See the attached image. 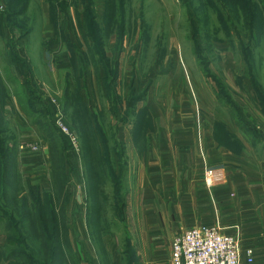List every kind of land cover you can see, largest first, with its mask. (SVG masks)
Wrapping results in <instances>:
<instances>
[{"label": "crops", "instance_id": "1", "mask_svg": "<svg viewBox=\"0 0 264 264\" xmlns=\"http://www.w3.org/2000/svg\"><path fill=\"white\" fill-rule=\"evenodd\" d=\"M40 1L44 20L41 37L51 62L47 59L38 65L33 60L37 51L31 46V33L35 30L39 11L29 13L32 1L26 13L16 18L12 26L7 16L6 23L2 18L0 24V40L4 44H0L3 65L0 69V109L18 134L16 166L23 183L20 195L28 196L31 187L51 192L55 186L53 151L57 141L41 130L43 119L55 124L56 109L51 99L56 98L59 103L62 100L59 108H63L72 127V99L83 100L81 90L72 81L80 60L74 53L78 42L70 31V17L78 24V31L81 28L79 42L84 45L81 38L86 40L87 37L88 0ZM106 2L94 0L93 4L99 33L103 36L101 42L92 38L95 53L100 55L97 65L102 64L105 54ZM127 36L126 28L121 53ZM241 46L242 61H245L248 49L245 50L243 43ZM116 54V60L122 57ZM165 57V63L172 58L175 64V70L165 75L166 93L154 96L150 92V76L147 86L139 90L134 86L133 73L123 105L128 113V101L136 93L138 98L126 121V142L134 146L136 138L141 150L130 153L131 162L138 161L139 180L133 186L131 197L134 201L129 202L131 215H137L133 223H139L138 236L144 248H135L136 258L131 264H171L172 239L187 227L200 223L219 224L225 233L253 246L254 264H264V85L258 82L259 77L252 70L243 68L238 73L225 74L228 78L224 83L217 80L213 72L181 71L185 58L176 47L168 49ZM196 80L201 88L190 86ZM62 141L68 147L64 138ZM33 144H38L39 149L33 150ZM72 153L67 152L64 160L67 199L61 207L58 205L59 209L64 208L67 238L73 240V224L77 241H72L73 249L80 264H88L83 260L87 251L93 258L92 264H108L93 244L85 249L86 243L92 242L83 227L87 221V200L81 196V190L76 201L70 197L71 184L76 185L75 175L80 164L78 160L74 165L70 159ZM210 169L214 170L213 186L208 176ZM71 209H76L72 216ZM5 244L6 236L0 224V264H11L14 260L7 257ZM109 252L112 264H123L114 248Z\"/></svg>", "mask_w": 264, "mask_h": 264}, {"label": "rangeland", "instance_id": "2", "mask_svg": "<svg viewBox=\"0 0 264 264\" xmlns=\"http://www.w3.org/2000/svg\"><path fill=\"white\" fill-rule=\"evenodd\" d=\"M8 1L0 0V24L2 18L4 22L7 19ZM31 1L29 13L39 11L35 22V30L31 33V46L33 50L37 51L33 56V60L39 65L47 59L51 62V59L46 54L43 38L41 37L43 31L41 29L44 27V20L39 8L41 1ZM218 3L219 0H129L127 2L129 14L126 25L128 36L125 47L121 53L118 43H116L118 40L115 34L104 33L105 54L103 55L106 56V60L105 63L102 62L100 65H97L100 55L95 53V40L88 37H85L86 40H84L82 36L81 39L84 45L81 44L78 40L81 28L78 31V24L71 17L68 20L73 39L77 40L79 45H77L78 48L75 49L74 53L78 54L80 60L78 71L76 73L73 72L72 81L81 90V97L84 101L81 97V100L77 99V101L72 99L73 112L70 115L72 117L70 121L73 120L75 128L69 124V118L67 119L63 108L56 112L54 122L57 119V115H62L64 122L77 135V149L70 144L68 138L56 124H53L54 128H49L56 136L58 134L62 136L63 134L68 140L69 149H66L68 147L64 142H60L61 144H58V147L55 146V149L61 148V151H63L64 171V160L65 158L67 159V152L74 153L70 157L74 165L78 164V160L80 161V164H78L79 171H77V176L75 175L76 185L71 184L73 186L72 190L70 189L72 191L70 197L76 201L78 191L81 190V196H83L85 201L87 200V221L84 222L85 225L83 227L92 242L90 244L86 243L85 249L91 248V244H93L99 256L105 259L108 264H112V256L109 249H115V254L121 257L123 264H131L133 259L136 258L135 250L144 248L138 236L139 223L137 221L133 223L137 215H131L129 202L134 201L131 197L133 186L139 180L138 161L135 160L132 163L130 153L141 150L136 138L134 146H129L126 142V121L130 118L131 111L129 110L127 113L123 105L126 100L128 82L132 80V74L134 73L135 76L133 77L134 86L138 87L139 90L147 86L150 76V83H152L150 92L154 96L166 93L165 75L175 70V64L172 63V58H168V64L165 63V54L168 49L176 47L177 52L185 58V64H182L181 71L185 72L188 70L190 73H198L196 71L201 69L204 72L207 71V73L213 72L217 80H221L224 83L228 78L225 74L238 73L243 68L247 71L252 70L253 74L258 75V82L264 85V10L261 9L262 7L257 10L258 21H256L257 23L255 22L253 39L250 41L247 33L246 18L242 13L240 14V10L239 14L236 15L232 7L227 3H222L221 8H219ZM243 5L245 7L246 5L248 6L246 0H241V6ZM242 9L244 10V7ZM142 13L145 24H147L145 27L146 35L143 34V18L140 16ZM206 17L210 19V24L204 27L203 23ZM100 22L103 23L102 20ZM106 24L102 25L103 29H105ZM231 25L238 27L233 29ZM85 28L91 31L88 28L86 19ZM228 28H230L231 32ZM92 32L95 33V30H92ZM208 35L211 39H208ZM242 43L248 49L245 61H242L241 56ZM0 44H3L1 40ZM116 53H118V57L119 55L122 57L116 60ZM195 54L198 57L196 60ZM2 68L3 65L0 60V69L2 70ZM49 85L51 86L49 89L52 90V85ZM190 86H195L196 88L201 85L196 80L194 83H190ZM53 99L57 100L58 104L62 102V100L59 103L58 99ZM85 103H87V106ZM83 104L87 112H85ZM98 118L101 120L102 126L99 125ZM42 121L45 125H50L46 122L47 120L43 119ZM129 128L131 131V126ZM12 129L11 131L16 132L15 128V130ZM102 129L106 132L105 142L101 138ZM52 139L54 140V136ZM106 148L109 154L107 160L110 162L111 170L106 161ZM110 172L111 175H109ZM208 176L210 184L213 186L215 179L214 170L210 169ZM79 177L80 179H78ZM64 178L67 181L66 171ZM56 186L57 182L55 181L53 190H55ZM67 195L62 193L60 199L66 202ZM58 205L61 207L62 203ZM75 212L76 209H71V216ZM61 218L66 220L65 213L64 218L62 216ZM71 225V238L73 240L70 239V241L77 242L74 240L75 226ZM199 226H212L222 235L232 237L238 246L239 264L255 263L253 246L245 245L237 236L225 233L219 224L200 223L189 226L184 230L187 231L192 227ZM27 228L30 229L31 227ZM27 228L23 231H26ZM65 228L67 230L66 224ZM4 229L5 226L1 224V231L5 234L7 240ZM184 230L176 237L183 234ZM78 231L81 233L79 228ZM24 237L26 240L29 239V246L25 242L26 246L22 245L21 247L24 249H28L31 246L39 247L40 241L33 237L32 232H25ZM176 237L171 241V264H173V244ZM59 241L63 251H65V256L68 255L66 246L68 242L67 234L63 233L62 238L60 235ZM87 241L90 242L89 239ZM9 248L18 249L19 247ZM87 253L83 260L88 264H92L93 258L88 251ZM141 258L143 259V256ZM67 259H69L68 262L70 264H80L77 255L75 257L74 254H70V258L67 257ZM144 259H146V254H144ZM22 261L25 263L24 259Z\"/></svg>", "mask_w": 264, "mask_h": 264}, {"label": "trees", "instance_id": "3", "mask_svg": "<svg viewBox=\"0 0 264 264\" xmlns=\"http://www.w3.org/2000/svg\"><path fill=\"white\" fill-rule=\"evenodd\" d=\"M106 1L105 18L108 25L107 33L110 32L116 35L119 49H121V43L126 36V25L128 23L129 14L127 2L129 0ZM30 2L31 0L8 1L9 6L6 11V16L11 26L15 23L16 18L26 13ZM246 2L248 3V6L246 5L245 7V5L241 6V0H219L218 6L221 8L222 3H227L232 7V10L236 15L239 14L240 10V14L242 13L246 18V24L248 26L247 33L249 34V40L251 41L253 39L254 25L257 23L256 21H258L257 10L261 7V9L264 10V0H246ZM93 4L94 0H90L86 6V22L89 30H91H87V37L101 42L103 36L99 33L100 29L96 22V12L93 10ZM243 7L244 10L242 9ZM140 16L143 18V34L146 35L145 27L147 24H145L146 22L143 13ZM222 19L224 20L223 16ZM209 24L210 19L206 17L203 26L205 27ZM231 27L237 29L238 26L231 25ZM259 27L261 26L259 25ZM228 29L231 32L230 28ZM92 30H95V33H93ZM208 39H211L209 35ZM244 48L247 50L245 44ZM105 60L106 56L103 55L102 62L105 63ZM133 93L135 92L133 91ZM135 94L128 101L129 110L133 108V105L138 98ZM141 94L142 93L140 92L138 95L141 96ZM66 104L68 105V102ZM83 106L85 112H87L84 104ZM98 123L102 126L99 118ZM41 124V130L46 136L49 138H53L54 136V141H57L54 145L53 151V163L57 186L55 190L51 192H45L39 188L31 187L30 196L20 195L23 183L20 180L16 166L19 146L18 136L15 131H11L12 128L5 116L4 110L0 109V224L5 226L4 232L7 235L5 250L7 257L12 261L14 260V262L11 261V264H70L67 257L70 258V254H74L76 257V252L73 249V243L70 239H68L66 244L68 248V255L66 256L59 241L60 235L62 238L63 233L67 234L65 220L61 218V216L64 218V213H62L63 209L58 208V204H65L60 198L62 193L67 195V190L66 180L64 178L63 151H61V148L55 149V146L58 147L61 144L60 142H63L62 138H64V141L67 143L68 140L63 134L62 136L59 134L56 136V134L50 129L54 126L51 123L47 126L42 121ZM105 134L106 132L102 129L101 138L104 142L106 140ZM105 152L106 161L111 170L110 162L107 160L109 156L107 148L105 149ZM109 175H111V172ZM27 227L31 228L28 229ZM25 228L28 230L26 229V231H23ZM29 231L32 232L35 239L40 241L38 248L31 246L28 247V249H24L21 247L22 245L26 246V243L29 246V239L26 240L24 237V233H28ZM9 247L19 248L10 249ZM23 259L25 260V263L22 261Z\"/></svg>", "mask_w": 264, "mask_h": 264}, {"label": "built area", "instance_id": "4", "mask_svg": "<svg viewBox=\"0 0 264 264\" xmlns=\"http://www.w3.org/2000/svg\"><path fill=\"white\" fill-rule=\"evenodd\" d=\"M51 104L60 111L57 100ZM55 124L68 138L70 144L77 149V135L64 122L62 115H57ZM38 150L39 145H31ZM173 264H239V250L235 240L222 235L215 227H192L176 237L173 244ZM252 261V260H251Z\"/></svg>", "mask_w": 264, "mask_h": 264}]
</instances>
